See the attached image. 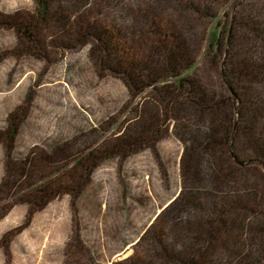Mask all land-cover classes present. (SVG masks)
<instances>
[{
  "label": "rangeland",
  "instance_id": "1",
  "mask_svg": "<svg viewBox=\"0 0 264 264\" xmlns=\"http://www.w3.org/2000/svg\"><path fill=\"white\" fill-rule=\"evenodd\" d=\"M79 1H52L51 8L58 6L61 13L53 18L63 20L50 18L43 27V58L21 54L15 32L0 27V183L9 182L0 190V264H117L146 251L147 243L136 242L182 188L186 194L194 186L209 189L204 180L186 181L180 167L192 136L207 131L208 113L183 99V107L164 108L151 86L131 97L120 77L96 65L89 43L68 39L80 20H96L118 48L138 53L147 39L144 18L163 21L191 55L187 76L207 100L222 92L223 62L213 65L209 56L215 28L252 21L256 32L242 33L238 47H248L253 63L256 56L264 60V0ZM35 10L34 0H0V14ZM117 28L124 32L119 40ZM258 91L253 85L263 104L264 93ZM10 113L18 130L8 149L2 133ZM151 117L160 129L153 147L110 152L125 136L141 133ZM91 153L100 160L84 172L76 160ZM248 166L264 175L254 160ZM255 170L242 190L264 215V183ZM42 186L59 193L44 200L36 193ZM255 212L245 221L252 229ZM167 221L164 216L156 226ZM246 234L253 250L252 236L259 237Z\"/></svg>",
  "mask_w": 264,
  "mask_h": 264
},
{
  "label": "trees",
  "instance_id": "2",
  "mask_svg": "<svg viewBox=\"0 0 264 264\" xmlns=\"http://www.w3.org/2000/svg\"><path fill=\"white\" fill-rule=\"evenodd\" d=\"M52 1L34 0L35 12L24 16L22 12L0 14V27L15 32L17 51L20 50L21 54L45 57L41 54L45 46L41 39L44 38L43 27L48 25L53 14H61L58 6L51 8ZM56 18H53L54 22L62 23V18L60 21ZM144 23L147 39L140 53L131 47L118 48L111 34L99 29L97 21L89 18L73 26L68 39L89 43L96 65L104 66L120 77L131 97L151 86L164 108L172 105L180 108L187 101L199 113H208L207 131L192 136L181 156L180 167L186 181L204 180L209 189L202 191L194 186L186 194V188H182L136 242L137 246L147 243L146 251H135L117 264H264V226L260 221L261 218L263 223L264 215L261 211L255 212L253 203L247 202L242 190L250 183L246 179L247 174L255 170L248 166V162L253 164L254 160L264 169V103L260 104L252 93L255 84H258V93H264V60L260 61L256 56L253 63L248 47H238L236 39L244 32H256L254 28L257 25L252 21L238 20L231 29L223 25L215 28L209 43V56L213 65L223 62L220 72L222 92L207 100L204 92L187 76L193 60L183 50L171 27L151 18H144ZM118 29L116 38L119 40L124 32L119 34ZM159 80L166 81L161 84ZM179 99L185 101L180 102ZM235 103H238L236 110ZM13 116L12 113L8 115L7 127L2 133L9 141L5 144L8 149L18 130ZM158 122L151 117L147 124L141 126V133L125 136L124 142L114 146L110 152L120 153L138 144L153 147L160 138ZM99 160L91 153L76 160V164L88 172ZM243 162L247 164L241 166ZM257 174L264 183V175ZM252 180L254 184L253 177ZM8 184L3 180L0 190ZM45 187L36 189L40 198L48 201L58 195L56 190L49 192ZM260 205L263 207L264 203ZM254 212L257 217L252 229L250 221L247 224L245 221L248 220L247 214ZM185 215L190 217L185 219ZM164 216L169 217L170 222L156 226ZM246 232L259 237L257 241L252 236L251 241H255L253 250L248 246Z\"/></svg>",
  "mask_w": 264,
  "mask_h": 264
}]
</instances>
